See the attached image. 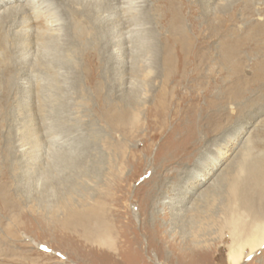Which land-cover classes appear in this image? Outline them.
<instances>
[{"label":"rangeland","instance_id":"obj_1","mask_svg":"<svg viewBox=\"0 0 264 264\" xmlns=\"http://www.w3.org/2000/svg\"><path fill=\"white\" fill-rule=\"evenodd\" d=\"M68 1L76 2L42 4L62 14L60 34L71 31ZM123 1L108 8L100 0L94 17H81L103 43L102 24H114V32L120 14L129 16L134 24L117 35L128 38L126 59L108 56L99 42L92 64L63 49L65 36L6 57L16 68L0 73V264H157L155 256L165 255L171 264H230L227 231L215 220L223 217L242 148L264 152V0H173L172 8L168 0ZM229 50L232 63L224 58ZM194 55L198 75L191 78ZM28 81L40 90L33 118L23 115L33 100ZM174 88L181 106H158L161 93ZM221 98L222 120H210L208 109ZM112 101L118 104L110 108ZM217 160L205 182L194 180ZM98 204L115 231L113 247L69 225ZM192 237L213 246L200 248ZM242 264H264V248Z\"/></svg>","mask_w":264,"mask_h":264},{"label":"bare ground","instance_id":"obj_2","mask_svg":"<svg viewBox=\"0 0 264 264\" xmlns=\"http://www.w3.org/2000/svg\"><path fill=\"white\" fill-rule=\"evenodd\" d=\"M18 1L19 0H0V10L4 7V11L2 13H0V73L1 74L7 76L10 73H12L13 71H15L16 67L14 65L6 62V57L9 55V53H11L12 50L16 51V53L27 55L36 46H41L42 44L44 45L48 40H52V39L55 40L56 42H58L60 39H62L63 36H65V38H64L65 40L63 41V43H60V44H62L63 49L65 51L71 50L72 52L77 53L79 56L82 55V56L86 57L87 60H90L91 63L93 64V62L95 61V58L97 56L98 46L102 42H100L98 40L97 36L93 34V32H92L93 30L91 28L85 26V24H87V21L85 19H83L81 16H83V14L86 13V11H87L89 13L91 12V15L94 17V15H93L94 9L92 7L94 5L97 6L99 3H101L100 0H89L86 2V4H84L85 7H82L83 0L82 1L76 0L75 3L68 1L66 4V8H68L67 12L70 15L69 17H71L70 20H72L71 21L72 25H71V31H68L67 33H63V34H60V31L62 30L61 27L63 25H61V23L59 22L61 20L62 14L60 12H58V10H56L53 5H52L53 6L52 8L50 7V5H45V6L42 5L45 3V0H27L24 3H17ZM62 1H67V0H61V2ZM104 1L107 3V4H105V6H108V8L110 7V5H112L113 8L120 7V5L123 4V2H124L123 0H104ZM102 4H104V3L102 2L100 5H102ZM168 4L170 5V8H172L173 7V0H168ZM77 5H81L82 8H78ZM124 7L125 6H123L122 8H124ZM103 8H104V6H103ZM125 10H126V8H125ZM120 15L122 18H120L118 20L120 22L118 30L116 29L113 32L111 27L114 24H112L110 22L105 23L104 25L102 24L101 27L103 28V30H102L103 34L104 35L106 34V35H105L104 42L102 43L103 45L100 47H102V49H104L107 52L108 56L109 55L111 56V54H112V55H115L117 58L126 59L130 55V53L128 52V49L126 47V44L128 43V38H120L118 36L120 33L121 34L123 33L122 30L127 29L128 27L133 25L134 22L131 20V18L129 16L127 17L124 14H120ZM174 21L178 22L179 20L176 19ZM171 23L173 25V22H171ZM208 28H209L210 32L215 31L214 30V23L212 21L208 24ZM69 29H70V27H69ZM8 42H13V43H11V45L9 46ZM60 44H58V45L61 46ZM11 46H13V49L11 48ZM262 56L264 58V46L262 47ZM233 57H236V54L233 50H231V51L229 50V51L225 52V54H224V58H225L226 62L232 63ZM107 59H109V58L107 57ZM197 60H198L197 55H194L191 57L190 62H191V67H193L192 68L193 73H192L191 78H196L198 75V72H197V63L198 62H197ZM223 63H225V62H223ZM262 64H263V70H262V76H263L264 75V61L262 62ZM38 67H39V71L42 70V72L47 74V75L48 74L52 75L53 73H55V70H53V68H49L47 66H41L40 64ZM33 69H34V67H32L31 71H33ZM220 72H222V71H220ZM182 73H184V72H182ZM36 83H37V81H36ZM36 83L28 81L27 87H30L33 100L30 103L28 101V103L31 106L30 108H28L26 106H25V108L23 107L25 109L24 112L22 111L24 118H29L30 116H31V118H33L32 117L33 112H34L33 109H35V108L37 109L41 105L40 104L41 98L39 97L40 96V90L36 86ZM166 83H168V82H166ZM98 88L101 89L100 85L98 86ZM165 88H169V85H168V87H165ZM211 88H212V85H210V89ZM261 89L264 90V87L262 86ZM208 90H209V88H207V91ZM263 90H262V92L264 93ZM222 93H223V91H222ZM231 93L233 94V92H231ZM244 93H245L244 91L238 92L237 96L235 97L236 100L241 99L243 97ZM5 94H7V91L5 92ZM178 94H180V91H178L175 88H174V90H170L169 92H168V89H167V92L163 91L160 95L161 97L158 101V106H160L162 108H167L171 103H173V104H176L177 106L180 107L182 103L179 101V99L177 97ZM220 96H222V95H220ZM223 99H225V98L215 100L213 103L214 105L211 103L213 106L211 107V109H208V112H207V114L209 113L207 115V117L210 120H214V121H216L217 119L222 120V115H223L222 112L224 111L223 105H222L223 101H224ZM209 100H211V99H209ZM129 102H130V105L132 106V109L135 110L134 107L137 106V102L133 99H131ZM115 104H118V103L112 101V102H108L107 106L111 108L112 105H115ZM0 106H1V104H0ZM212 108H214V109H212ZM210 111H212L213 113H211ZM128 113H129V115H132V112H128ZM173 114L176 115V111H174ZM196 124H197V122H196ZM201 126H202V124H201ZM188 138H189V140L193 139V136L188 135ZM188 138H187V141H188ZM182 142H181L180 147L183 148L184 142L183 143ZM178 145H180V144H178ZM248 146H245L244 149L242 148L243 152H242L241 160L239 161L238 167L234 171V174L230 178L229 191L225 197L224 206H223L224 209L222 211L223 217H221V221L215 220V222H216L215 224L221 233L227 231V233L223 234L225 237L224 238L222 237V239L224 240L225 243H228V246H227L229 249L228 262L230 264H242L243 261L247 257H250L251 255H253L257 250L264 248V152L261 153V155H255L252 152V150L250 148H248ZM27 150H28L27 145L22 144L21 151L27 152ZM185 151H187V150H185ZM219 152L221 155L224 154L223 151H219ZM177 153L180 154V152L176 151V155L173 153L171 155V157H169V158H176L178 156ZM187 155H188V153H187ZM166 162H168V161L166 160ZM218 163H219L218 160L217 161H211V163L209 165L210 167H206V169L210 168V171L211 170L212 171L210 172V171H207L205 168H203L194 175V180L205 182L210 177L209 174H212L216 170ZM82 206H84V204ZM8 210H10V208ZM111 210H113V209H111ZM102 211H103V209L98 204L96 206L91 207L88 214L84 215L85 216L84 219L82 218L83 216H81L80 214L78 216L75 213V215H74L75 219L73 221H76V222L71 221L70 222L71 224H69V225L72 227L74 226L75 228H78V227L84 228L86 234L93 236L95 242H98L101 245L106 244L110 247H113V246H115V239L112 237L114 234H112V236H110L111 235L110 233L112 231L109 232L110 231L109 228L107 229V226L103 223L104 220L102 217ZM122 214H121V216H122ZM125 220H127V219L125 218ZM94 223H95V225H92ZM142 227H143V224L141 223L140 228H142ZM146 227L148 228L147 225H146ZM161 227L162 226L160 225L159 228H161ZM113 230H115V229H113ZM113 232H115V231H113ZM115 234L117 235L118 233H115ZM135 239H137V238H135ZM192 239L193 240L192 241L190 240V241L194 245H196L200 248H212V246H213L212 243H211V245L208 244L207 240L203 241V240L196 239L195 237H192ZM32 242L37 246L40 245L38 242H36V240L32 239ZM159 243H160V240H159ZM103 246H105V245H103ZM139 246L140 245H138V247ZM181 248H182V246H181ZM148 249H149V247H148ZM141 256H142V254H141ZM155 257H156L155 262L157 264H171L169 262V256L168 255L164 256L165 258L163 261L161 260V258L159 256H155Z\"/></svg>","mask_w":264,"mask_h":264}]
</instances>
